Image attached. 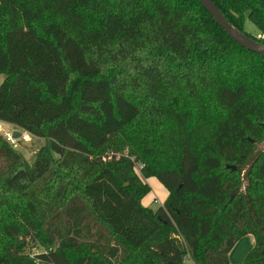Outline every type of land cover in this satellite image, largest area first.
Returning <instances> with one entry per match:
<instances>
[{"label":"trees","instance_id":"16d2710c","mask_svg":"<svg viewBox=\"0 0 264 264\" xmlns=\"http://www.w3.org/2000/svg\"><path fill=\"white\" fill-rule=\"evenodd\" d=\"M211 1L264 46V0ZM0 77L43 141L0 137V264H264V60L197 0H0Z\"/></svg>","mask_w":264,"mask_h":264},{"label":"rangeland","instance_id":"374dc122","mask_svg":"<svg viewBox=\"0 0 264 264\" xmlns=\"http://www.w3.org/2000/svg\"><path fill=\"white\" fill-rule=\"evenodd\" d=\"M243 31L245 34L251 37L260 38L261 36L260 40H262L264 37L260 35V32L255 28V26H253L247 20L244 22ZM1 80L2 78L0 77V82ZM0 126L2 128V133L4 134L9 133L10 131H13L15 128L11 125L4 124V123H1ZM16 131H20V130L17 129ZM20 132L22 136L18 140L15 141L13 148L19 151L23 155V157L26 159V161L31 163L34 160V155L37 149L43 146V141L39 139H35L22 131ZM1 135L3 136V134L0 133V137H2ZM258 148L259 150L264 151V141L260 145H258ZM148 184H149V187L151 188V191L145 197L143 202L145 203L148 202L151 208L156 210L159 206H161V204L163 205V198L165 196L166 190L156 180L151 179L150 181H148ZM155 199L160 203V205L153 204V201ZM232 264H236L235 261H233Z\"/></svg>","mask_w":264,"mask_h":264},{"label":"water","instance_id":"95a60500","mask_svg":"<svg viewBox=\"0 0 264 264\" xmlns=\"http://www.w3.org/2000/svg\"><path fill=\"white\" fill-rule=\"evenodd\" d=\"M203 9L212 17L216 25L227 35V37L233 41L236 45L254 53L264 60V46L251 40L250 38L243 35L238 30L234 29L230 24L223 18L215 4L211 0H197ZM264 127V124H263ZM22 136L20 131H14L12 133V139L18 140ZM231 170H235V167H229Z\"/></svg>","mask_w":264,"mask_h":264},{"label":"crops","instance_id":"0c3cea01","mask_svg":"<svg viewBox=\"0 0 264 264\" xmlns=\"http://www.w3.org/2000/svg\"><path fill=\"white\" fill-rule=\"evenodd\" d=\"M260 38H261V36H260ZM16 130L17 129L14 128V130L13 131H10V132L13 133ZM151 179H153V178H151ZM151 179H148L146 181V183L148 184V181H150ZM153 180H156V179H153ZM166 197H167V193L165 191V196L163 198V202H164V200H165ZM144 199L141 201L142 206L147 207V208H151V206L149 205L148 202L147 203L143 202ZM253 246H254V238H253V236L247 235V236L241 238L234 245V247L232 248V250L230 251V253L228 255L229 256V262H230V264H232L233 261H235L236 264H243L244 258L246 257L247 253L253 248Z\"/></svg>","mask_w":264,"mask_h":264},{"label":"built area","instance_id":"2783aa9c","mask_svg":"<svg viewBox=\"0 0 264 264\" xmlns=\"http://www.w3.org/2000/svg\"><path fill=\"white\" fill-rule=\"evenodd\" d=\"M0 124H1V122H0ZM0 133L1 134H3V136H2V138L5 140V141H7L11 146H13L14 145V143H15V141L16 140H13L12 139V133H6V134H4V133H2V128H1V126H0ZM141 167L140 166H138V170L140 169ZM153 204H158V205H160V203L155 199L154 201H153ZM161 206H162V204H161Z\"/></svg>","mask_w":264,"mask_h":264}]
</instances>
